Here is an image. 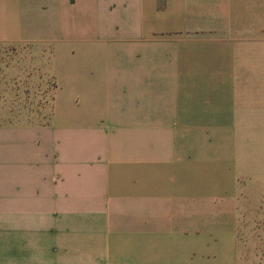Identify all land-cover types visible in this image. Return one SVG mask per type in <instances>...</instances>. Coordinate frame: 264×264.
<instances>
[{"label":"crops","instance_id":"obj_1","mask_svg":"<svg viewBox=\"0 0 264 264\" xmlns=\"http://www.w3.org/2000/svg\"><path fill=\"white\" fill-rule=\"evenodd\" d=\"M262 212L264 0H0V264H234Z\"/></svg>","mask_w":264,"mask_h":264},{"label":"rangeland","instance_id":"obj_2","mask_svg":"<svg viewBox=\"0 0 264 264\" xmlns=\"http://www.w3.org/2000/svg\"><path fill=\"white\" fill-rule=\"evenodd\" d=\"M53 56H44L42 78L44 83V123L50 112L51 91L55 83H59L55 76L65 75L66 70H57ZM70 70L73 83H99L98 70H92L88 65L86 56L73 57ZM60 71V72H59ZM27 83H30L29 81ZM67 83V81H66ZM48 93L49 95H47ZM238 248L234 264H264V212L252 218L249 229L239 233Z\"/></svg>","mask_w":264,"mask_h":264}]
</instances>
